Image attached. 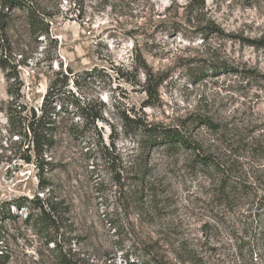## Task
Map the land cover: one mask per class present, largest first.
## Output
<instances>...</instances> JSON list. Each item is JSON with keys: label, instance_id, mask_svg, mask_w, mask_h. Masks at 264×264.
Listing matches in <instances>:
<instances>
[{"label": "rangeland", "instance_id": "rangeland-1", "mask_svg": "<svg viewBox=\"0 0 264 264\" xmlns=\"http://www.w3.org/2000/svg\"><path fill=\"white\" fill-rule=\"evenodd\" d=\"M19 1L0 0V264H59L49 239L74 264H264V0ZM55 79L103 121L68 105L36 160L14 132ZM136 119L194 149L145 147ZM47 195L61 218L27 220Z\"/></svg>", "mask_w": 264, "mask_h": 264}, {"label": "trees", "instance_id": "trees-1", "mask_svg": "<svg viewBox=\"0 0 264 264\" xmlns=\"http://www.w3.org/2000/svg\"><path fill=\"white\" fill-rule=\"evenodd\" d=\"M2 1L4 2L2 4L3 8L7 10H9L11 7L19 8V6L22 5L19 0ZM26 11L29 19V28L31 30L32 35L37 37L44 36L45 39H47L49 36L48 26H46L45 29L39 28L40 22L43 23V21L39 22V19L36 16V12L31 7H26ZM252 44H254V42H252ZM0 66L3 70H6V61L4 59L0 60ZM57 81L58 79H55L51 84L52 86L45 93L38 115L34 110H32L29 116L22 117L19 121L21 131L14 132V135L23 137L20 144L26 146L24 152H26L27 154L32 153L36 157V160L38 158L42 159L43 156L46 155L45 153H47L53 148L55 144V134L58 124L57 118L60 116L61 113H68V105L72 107L78 113L77 115L80 116L82 119L88 120L89 118L92 121V124L94 125L95 129V123L103 121V111L101 104L92 107L89 106V104L80 105L77 100L68 103L66 99L62 98L61 96H59L58 93L54 91V83ZM7 94L10 98L9 105L11 107H14L13 111L16 112L15 110L18 109L17 113H23L25 111V107L17 104L19 96L12 92L11 89L7 90ZM136 120L137 126L133 130V137L139 138V143L142 142L145 147H167L170 149H178L180 147L194 149V145L192 144V142L185 138L184 135L178 129L147 125L141 123L140 119ZM196 120L197 122H202V124H205L210 128L214 127V125H212L209 121L203 120L200 117H196ZM22 131L24 132L23 135ZM97 134L99 135V133ZM28 136H30V140H28ZM23 160L26 163H30L31 157L29 155H26ZM201 161L206 165L211 163L208 157L202 158ZM50 166L51 163L47 161H43L37 164V168L41 172L44 171V168L47 169ZM38 181L39 188L43 190L45 185V179L42 173L38 175ZM47 193H49V191ZM23 201L27 200L23 199ZM30 203H35L36 206L34 209H31L26 215L27 220L33 219L37 222L53 225L56 219L61 218V211H59V209L57 208L58 204L52 202L50 195H47V198L43 201L36 198L34 202L32 199ZM23 206V204L15 203V207L17 208H22ZM261 208L263 210L262 212L264 216V205H262ZM33 211L36 212L34 213ZM49 242H52V244L56 245L57 249L55 250L58 255L57 258L59 259V264H74L65 257V254L63 253L62 249L57 247V241H55L54 239H49Z\"/></svg>", "mask_w": 264, "mask_h": 264}]
</instances>
